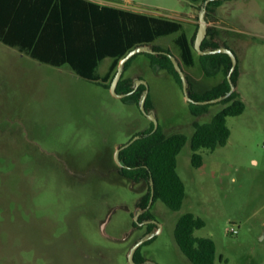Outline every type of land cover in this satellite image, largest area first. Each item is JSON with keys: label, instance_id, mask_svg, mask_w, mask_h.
<instances>
[{"label": "rangeland", "instance_id": "obj_1", "mask_svg": "<svg viewBox=\"0 0 264 264\" xmlns=\"http://www.w3.org/2000/svg\"><path fill=\"white\" fill-rule=\"evenodd\" d=\"M97 1L178 21L189 40L203 5ZM221 1L208 28L216 27L231 45L229 37L241 40L230 49L237 59L234 92L245 111L227 119L231 135L224 147L199 151L201 167L192 166L189 144L179 154L186 198L179 211L162 202L152 208L155 236L142 254L155 264H192L174 238L185 213L204 220L195 236L215 242V264H264V0ZM178 34L159 38L156 45L178 57ZM193 50L196 64L185 70L195 90L222 82L224 73L207 74ZM110 64L111 59L101 62L98 75L105 76ZM126 77L147 83L158 125L167 134L191 136L195 121L209 122L224 107L210 104L193 116L180 84L151 68L144 53ZM139 107L79 78L67 65L41 64L0 43V264H130L129 251L146 232L145 225H133L145 186L118 174L115 152L150 127ZM231 227L237 235L227 233Z\"/></svg>", "mask_w": 264, "mask_h": 264}, {"label": "trees", "instance_id": "obj_2", "mask_svg": "<svg viewBox=\"0 0 264 264\" xmlns=\"http://www.w3.org/2000/svg\"><path fill=\"white\" fill-rule=\"evenodd\" d=\"M190 1L203 4L206 0ZM221 3L222 1H214L208 5L207 22L212 17L214 8ZM196 26L198 30L199 24ZM197 30L189 40L183 32V25L178 21L103 6L86 0H0V43L41 64L56 68L67 65L79 78L96 82L108 90L119 62L130 51L139 46H150L156 52L173 55L169 49L156 45V41L176 33L179 34L174 39V44L179 49V56L175 57L186 74L185 69L196 64L193 47ZM218 37L219 30L209 27L206 39L202 43V50L225 46L217 41ZM163 53L144 54L151 68L157 67L166 71L182 87L181 78L171 59ZM138 55L126 63L117 86L118 94L133 91L134 79L126 77V72ZM105 59H111V64L106 75L102 77L98 75L97 70ZM198 61L207 74H212L210 69L223 72L224 79L200 92L195 90L190 77L186 74L190 97L202 102L225 96L231 89L228 73L232 67V60L229 55H199ZM237 79L236 67L231 77L234 86ZM145 89L144 85H140L134 93L123 98V101L133 102L139 106ZM219 104L224 107L216 112L209 122L193 123L194 130L191 136L184 133L167 134L160 126L154 132V124L150 122L148 129L136 133L129 141L136 136L140 138L120 152L119 159L124 166L119 167L115 164L118 174L132 184L142 183L145 186V193L136 203L143 211L139 223L153 219L152 208L157 202H162L171 211H179L183 207L186 187L177 168L178 156L187 144L192 151L191 164L196 168L203 165V157L199 151L213 152L227 144L231 135L227 119L243 114L245 104L236 91ZM189 105L192 115L196 118L210 107V104ZM145 107L148 112L153 110L149 95ZM151 182L154 196L152 206L147 210L152 195ZM133 225L135 228H141L135 221ZM204 226V220L192 213L183 214L175 226V241L192 264H215L216 261L215 242L210 238L195 236V231ZM153 227H155L153 224L147 225L146 232L141 238L152 233ZM150 241L136 251L135 263L142 264L146 261L142 248Z\"/></svg>", "mask_w": 264, "mask_h": 264}, {"label": "water", "instance_id": "obj_3", "mask_svg": "<svg viewBox=\"0 0 264 264\" xmlns=\"http://www.w3.org/2000/svg\"><path fill=\"white\" fill-rule=\"evenodd\" d=\"M214 1H221V0H206L203 3V5H202V7L200 9V13H199V27H198L197 34H196V38H195V41H194V48H195L196 51H198V53L200 55H203V56H205V55H214V54H227L231 58V60H232V67H231V69H230V71L228 73V80L230 82L231 89H230V91L225 96H221V97H218L216 99L202 101V102H197V101L193 100L190 97V94H189V81H188L187 76H186L185 72L183 71V69H182L179 61L176 59V57L173 56V55H171V54H168V53L156 52L150 46H139V47H136L135 49H133L132 51H130L124 58H122L121 61L119 62L116 75H115V77H114V79H113V81L111 83V86H110V92L115 97L123 99V98L127 97L128 95H131L132 93H134L138 89V87L140 85H144L146 87V89H145L143 95L140 98L139 106H140L141 112L151 122L154 123V132L158 128V121L156 119V116H155L154 111L151 110V111L148 112L146 110V107H145L146 100H147L148 94H149V89H148L147 83L144 80H141V79H138L137 78L134 81V86H133V91L132 92H130L128 94H118L117 91H116L117 90L118 83L121 80L122 75L124 73L125 65H126V63L133 56H135L137 54H140V53H149V54H153V55H157V54H161V53L166 54L171 59V61H172L173 65H174V68H175L176 72L179 74V76L181 78V81H182V90H183V93H184V96H185L186 101H188L189 103L198 104V105L214 104V103H218V102H221V101L227 99L234 92L235 86L232 84L231 77H232L233 72L236 69L237 59H236L233 51L231 49L225 47V46H221V47H219L217 49H208V50H202V48H201L202 47V43L206 39V36H207V33H208V22H207V18H206V15H207V7H208V5L211 2H214ZM139 138H140V136H136L131 141H129L128 143H126L125 145L120 146V147L117 148V150L115 152V160H116V163H117V165L119 167H123L124 166L122 164V162L120 161V159H119L120 152L122 150L128 148L134 141L138 140ZM151 184H152V195H151V199H150L149 205L147 207V210L151 207L152 202H153V196H154L153 182H151ZM141 213H142V211H138L137 212V214L135 216V221L136 222H137V220H138V218H139V216H140ZM154 236H155L154 234L146 235L145 237H143L140 240H138L131 247V249L129 251V254H128V260H129V263L130 264H137L134 261V256L136 254V251L144 243H146L149 240H151ZM142 264H155V263L145 261Z\"/></svg>", "mask_w": 264, "mask_h": 264}, {"label": "flooded vegetation", "instance_id": "obj_4", "mask_svg": "<svg viewBox=\"0 0 264 264\" xmlns=\"http://www.w3.org/2000/svg\"><path fill=\"white\" fill-rule=\"evenodd\" d=\"M211 28H216V27H211ZM217 29V28H216ZM219 36H220V34H219ZM229 39L231 40V41H233L234 43L233 44H239L238 42H241V40L238 38V37H236V36H231V37H229ZM217 41H219V42H221V43H223V44H225V46L227 47V48H231V47H233V44L231 45V44H229V43H226V41L225 40H221L219 37H218V39H217ZM134 79V78H133ZM135 79H137V78H135ZM135 79H134V81H135ZM139 88V87H138ZM153 123V122H152ZM154 124V123H153ZM158 127H159V125H158ZM158 129V128H157ZM153 203V202H152ZM152 206V205H151ZM151 208V207H150ZM149 208V209H150ZM148 209V210H149ZM141 210V209H140ZM142 213H143V211H142ZM136 222V221H135ZM136 223H138L139 224V227H141V225H145V228H146V226L147 225H150V224H152L153 223V219L152 220H145V221H143V222H141V223H139V221L137 220V222ZM154 225V224H153ZM147 235H149V234H147ZM145 237V236H144ZM140 240V239H139ZM150 241V240H149ZM147 261V260H146Z\"/></svg>", "mask_w": 264, "mask_h": 264}, {"label": "built area", "instance_id": "obj_5", "mask_svg": "<svg viewBox=\"0 0 264 264\" xmlns=\"http://www.w3.org/2000/svg\"><path fill=\"white\" fill-rule=\"evenodd\" d=\"M228 234H232V235H237L238 234V230L235 227H231L227 230Z\"/></svg>", "mask_w": 264, "mask_h": 264}, {"label": "crops", "instance_id": "obj_6", "mask_svg": "<svg viewBox=\"0 0 264 264\" xmlns=\"http://www.w3.org/2000/svg\"><path fill=\"white\" fill-rule=\"evenodd\" d=\"M86 1H90V2H93L94 0H86ZM97 1V0H96ZM97 2H99V1H97ZM99 3H101L100 5H102V1L101 2H99ZM98 4V3H97ZM103 6H105V5H103ZM114 7H116V8H121V9H125V8H122V7H120V6H118V5H113ZM192 20V19H191ZM195 21L194 20H192V23H194ZM194 35V34H193Z\"/></svg>", "mask_w": 264, "mask_h": 264}]
</instances>
